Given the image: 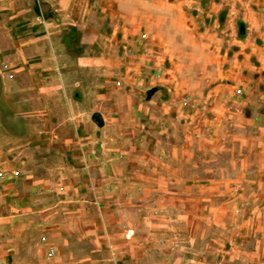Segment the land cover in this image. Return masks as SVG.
Here are the masks:
<instances>
[{
	"label": "rangeland",
	"instance_id": "rangeland-1",
	"mask_svg": "<svg viewBox=\"0 0 264 264\" xmlns=\"http://www.w3.org/2000/svg\"><path fill=\"white\" fill-rule=\"evenodd\" d=\"M71 6L84 86L0 87V264H264V0Z\"/></svg>",
	"mask_w": 264,
	"mask_h": 264
},
{
	"label": "crops",
	"instance_id": "crops-1",
	"mask_svg": "<svg viewBox=\"0 0 264 264\" xmlns=\"http://www.w3.org/2000/svg\"><path fill=\"white\" fill-rule=\"evenodd\" d=\"M78 2L81 0H0L2 95H22L19 103L42 105L58 100L60 85L65 94L67 87L84 86L81 80L77 82V75L88 70L85 67L91 65V59L70 57L59 37L67 24L81 23L82 15L76 18L71 10Z\"/></svg>",
	"mask_w": 264,
	"mask_h": 264
}]
</instances>
